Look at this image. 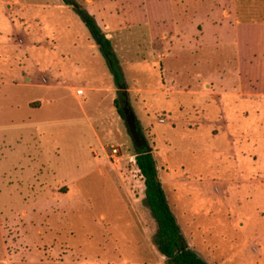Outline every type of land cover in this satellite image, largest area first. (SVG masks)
Here are the masks:
<instances>
[{
  "label": "rangeland",
  "instance_id": "1",
  "mask_svg": "<svg viewBox=\"0 0 264 264\" xmlns=\"http://www.w3.org/2000/svg\"><path fill=\"white\" fill-rule=\"evenodd\" d=\"M145 1L111 12L135 19L113 37L122 97L75 13L69 30V11L57 27L45 23L48 45L35 47L8 28L15 0H0V264H168L115 99L135 113L185 235L219 260L247 239L250 262L219 264H264V200L244 199L245 190L238 204L233 188L244 180L228 184L240 172L249 188L264 187V0H168L175 23L165 39L160 20L139 24L161 12ZM188 89L216 95L232 137L203 124L209 98ZM234 160L245 164L227 167ZM175 176L197 186L174 182L173 193L166 180Z\"/></svg>",
  "mask_w": 264,
  "mask_h": 264
},
{
  "label": "crops",
  "instance_id": "2",
  "mask_svg": "<svg viewBox=\"0 0 264 264\" xmlns=\"http://www.w3.org/2000/svg\"><path fill=\"white\" fill-rule=\"evenodd\" d=\"M1 4H2V2H0V5ZM12 4H14V6H16L15 10L12 11V13H14L15 16L17 17V21L16 22L9 21L10 26L8 28L10 29L11 33H13V34L16 33L19 36V38L22 39V41H27V44H32V46H35V47H43V46L48 45L45 42V41H47V38L45 35V26H44L45 23L52 22V23H54V26L57 27V18L60 17L63 13H66L68 11L70 12L69 13L70 14V17H69L70 24L65 25V29L69 30L73 21L76 20V19H74L75 18L74 15H71L72 12L73 13H75V12L72 10V8L70 6L65 5L62 0H15V2H13ZM12 4H10V6H12ZM82 4L86 8V10L91 15H93L96 22H98V25L104 31L106 36L112 40V43H113L114 35L117 32L129 30V28L127 26L128 21L135 20L134 17H119L118 15L117 16L112 15L113 14V13H111L112 10H115L117 13L116 8L122 4L121 0H83ZM153 5H155L161 9L160 15H156L154 12L145 13V15L142 16L139 24H142V22H144V23L149 22V24H151V26H152L153 23H156L157 21L160 20V23L162 25L161 29H163L160 31V34H161L162 38L165 39V38L170 36L169 30H166L167 28L165 29V27H168V25H170L171 23H175L174 22V12L172 10L173 3L169 2L168 0H158V1H154V2L146 0L145 3H143V6L145 8H147L148 6L152 7ZM13 8L11 7L12 10H13ZM106 14L108 16V19L104 20L106 17ZM0 15H4V13L1 11ZM0 22L5 23V21H3L1 19H0ZM135 24H136V22L134 21L133 25H135ZM139 24H136V25H139ZM240 24H244V22H240ZM151 29H152V27H151ZM158 36H159L158 32H156V31L154 32L151 30L149 32V40H152V41H153V39L156 40L158 38ZM146 38H147V35H146ZM92 41L89 40V43H90L89 45L92 47L93 50H96V48L98 49L97 45L94 43V41L93 42ZM175 50L176 49H174V51L170 50L169 54L173 53L172 55H174L175 52L178 53V51H175ZM166 51H169V49H167ZM151 53L153 54V56L156 55V56H160V57H163V54H164V53L155 54V50H153V49L151 50ZM167 54H165V55H167ZM187 88H190V86H187ZM182 92L188 93L191 95H200L203 97H208L209 100H205V102H204V104L208 105L207 108L205 107L204 112H206V114L209 115V118L212 121L202 120L203 124H205L207 126H212V127L214 126L213 128H217L220 125L221 126V127H219L220 130H222L226 134V136L230 135L232 137V130L230 129V127L228 125V121L230 119V114L227 113L226 110L225 111L223 110V112L217 111V104H218L217 102L218 101H217V97L215 94H213V93L201 94L199 92H196V91L194 92V91H191L189 89L183 90ZM210 100L213 101L212 102L213 107H211ZM211 110L213 112H215L213 114V117L210 115ZM221 121H224V125H222ZM189 123L190 124L194 123V125L196 124L194 121H190ZM189 127H191V125H189ZM213 132H217V130L213 129ZM226 153H228V152L226 151ZM243 164H245V162H243L241 160H234V163L230 166H227V167H231V168L232 167H235V168L239 167L240 168ZM230 173L232 174V172H230ZM174 178L175 179H170L168 181L166 180V182H169V184H171V186L173 187L171 190L173 193H175L174 186H176V185H174V182H176L178 185V187H176L177 189H179L183 186H187V187L197 186L196 185L197 183L195 181L194 182L189 181L184 177L181 178V177L175 176ZM159 179H160L162 186H163L165 181L162 180V177L160 175H159ZM240 179L244 180L245 185H238V186L233 188L234 195H236L234 198H235V201L238 202V204L243 199L242 195H244L245 190H246V193H245L246 196L244 195L245 196L244 199H246V200L252 199L253 200L254 198H256V199L258 198V199L264 200V187H262V189L249 188L248 179H244L240 175V172L237 174L236 179L228 180V184L229 185H232L234 183L240 184L239 181H242ZM249 193L252 195V197H250ZM248 194H249V196H248ZM229 208L231 209V211L233 213H236V210L232 205H230ZM176 220H177V218H176ZM180 229H181V232H182L184 239L187 242L189 248L194 250L200 257H202L204 260H206L210 264H213V263H218V264L219 263H233L236 260H238L240 263L250 262L248 252H247V248L249 247V242L247 239H245L241 244L236 246L231 251V253L229 254L228 257H226L223 260H219L212 254L211 249L204 247L203 244H200V246L196 245L195 238H193L192 236L191 237L186 236L183 229L181 227H180ZM256 248L258 249V255H254L252 257L253 258L252 262L254 261L255 257L260 256L262 254L260 247L256 246Z\"/></svg>",
  "mask_w": 264,
  "mask_h": 264
},
{
  "label": "trees",
  "instance_id": "3",
  "mask_svg": "<svg viewBox=\"0 0 264 264\" xmlns=\"http://www.w3.org/2000/svg\"><path fill=\"white\" fill-rule=\"evenodd\" d=\"M62 1L72 8L88 29L91 39L97 45L113 78L117 92L122 97H126L128 87L114 52L112 40L106 36L93 15L83 5L76 0ZM119 104V100L115 99L114 105L118 107L119 114L123 116ZM135 165L143 179L144 202L157 225L154 236L157 251L166 258L168 264H210L189 248L185 241L176 217L167 202L153 153H147L145 148H136Z\"/></svg>",
  "mask_w": 264,
  "mask_h": 264
},
{
  "label": "water",
  "instance_id": "4",
  "mask_svg": "<svg viewBox=\"0 0 264 264\" xmlns=\"http://www.w3.org/2000/svg\"><path fill=\"white\" fill-rule=\"evenodd\" d=\"M122 113L134 146L136 148H145L147 153L152 152V147L148 145L147 140L142 135L137 123L136 115L128 105V101L124 102Z\"/></svg>",
  "mask_w": 264,
  "mask_h": 264
},
{
  "label": "built area",
  "instance_id": "5",
  "mask_svg": "<svg viewBox=\"0 0 264 264\" xmlns=\"http://www.w3.org/2000/svg\"><path fill=\"white\" fill-rule=\"evenodd\" d=\"M76 94H77V95H82V94H83V90H82V89L77 90V91H76Z\"/></svg>",
  "mask_w": 264,
  "mask_h": 264
}]
</instances>
